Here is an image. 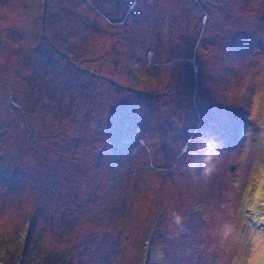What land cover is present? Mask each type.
Listing matches in <instances>:
<instances>
[{
  "label": "rangeland",
  "instance_id": "obj_1",
  "mask_svg": "<svg viewBox=\"0 0 264 264\" xmlns=\"http://www.w3.org/2000/svg\"><path fill=\"white\" fill-rule=\"evenodd\" d=\"M0 33L8 264L30 220L47 263L231 264L220 205L264 152V0H0ZM205 131L207 182L185 170Z\"/></svg>",
  "mask_w": 264,
  "mask_h": 264
},
{
  "label": "clouds",
  "instance_id": "obj_2",
  "mask_svg": "<svg viewBox=\"0 0 264 264\" xmlns=\"http://www.w3.org/2000/svg\"><path fill=\"white\" fill-rule=\"evenodd\" d=\"M222 148V142L205 131L191 150L185 170L193 175L198 173L206 182L211 180L221 169ZM220 207L231 218L219 229L221 244L235 252L231 264H264V152L254 162L246 185L241 189L239 184H234ZM168 221L173 236L185 231V217L178 211L171 210ZM5 232L4 222L0 220V264H8L10 252L15 251L5 246Z\"/></svg>",
  "mask_w": 264,
  "mask_h": 264
},
{
  "label": "trees",
  "instance_id": "obj_3",
  "mask_svg": "<svg viewBox=\"0 0 264 264\" xmlns=\"http://www.w3.org/2000/svg\"><path fill=\"white\" fill-rule=\"evenodd\" d=\"M0 161H2L1 158H0ZM42 201L44 203V206L46 205L47 208L53 207V205L48 203L46 200H42ZM52 213H53V211H52ZM32 219H33V221H35L34 217H32ZM30 222H29L30 227L27 228V230H26V232H27L26 236H25L26 239L24 241V248H25L24 257H23L22 261L19 262L18 264H56V263H47L45 260V256L42 253L43 251L41 248L42 245L40 244V239H42V232L44 231V229L43 230L42 229L36 230L34 228L35 223H32L31 220H30ZM53 224H54V222H51V226ZM28 253H31V259H27V257L25 258V255ZM56 259H59V260L61 259L58 264H72V261L67 260V256L65 258H56Z\"/></svg>",
  "mask_w": 264,
  "mask_h": 264
},
{
  "label": "water",
  "instance_id": "obj_4",
  "mask_svg": "<svg viewBox=\"0 0 264 264\" xmlns=\"http://www.w3.org/2000/svg\"><path fill=\"white\" fill-rule=\"evenodd\" d=\"M0 42H1V33H0ZM234 169H235V165L232 164V165L230 166V170L233 171Z\"/></svg>",
  "mask_w": 264,
  "mask_h": 264
}]
</instances>
